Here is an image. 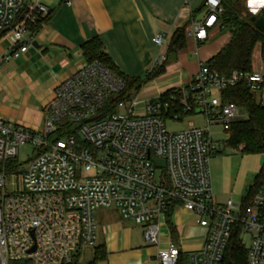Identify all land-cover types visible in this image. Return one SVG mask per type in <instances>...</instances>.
Instances as JSON below:
<instances>
[{
    "label": "built area",
    "instance_id": "1",
    "mask_svg": "<svg viewBox=\"0 0 264 264\" xmlns=\"http://www.w3.org/2000/svg\"><path fill=\"white\" fill-rule=\"evenodd\" d=\"M49 13L40 0H0V37L19 46L12 57L28 50ZM222 13L221 0H205L203 16L191 21L187 34L206 41ZM155 43L156 64L163 65L167 35L158 33ZM125 85L102 62L85 61L55 87L41 128L0 119V264H71L96 246V212L106 207H116L142 226L145 243L156 245V220L172 204L192 212L206 236L190 252L172 242L158 251V264H176L183 253L189 264H223L237 222L251 236L246 264H264V181L246 206L233 199L220 203L210 171L217 150L213 129L228 133L234 123L249 118L245 107L226 97V90L244 86L264 105V50L249 71L224 75L201 64L191 83L178 88L180 99L161 102L159 95L144 103L141 114L134 110L135 99L110 109ZM197 114L204 116L203 127L166 128L167 120ZM60 130L73 132L53 138ZM27 142L36 147V155L16 174L13 161Z\"/></svg>",
    "mask_w": 264,
    "mask_h": 264
},
{
    "label": "crops",
    "instance_id": "2",
    "mask_svg": "<svg viewBox=\"0 0 264 264\" xmlns=\"http://www.w3.org/2000/svg\"><path fill=\"white\" fill-rule=\"evenodd\" d=\"M40 1L52 11L50 20L26 52L18 58L11 56L0 68V119L32 129L43 126L44 107L53 98L55 87L86 61L82 45L89 39H101L116 68L129 78L143 81L136 96L146 103L166 90L190 84L200 65L207 64L231 38L230 32L220 35L223 30L215 25L206 41L197 42L187 34V28L203 16V9L181 7L180 0H171L175 8L168 6L170 0H166L165 8H157L154 0H143V5L141 0H85L83 4L78 0L71 6L62 0L57 8L59 0ZM184 26L185 46L169 54L164 70L147 80L149 73L160 70L155 36L167 35L168 53L174 32ZM257 45L255 61L262 49L260 43ZM11 48L8 39L0 37V62ZM171 217L175 233L164 214L156 220L158 244L148 245L142 226L129 219L110 220L105 215L101 227L97 224L96 244L106 249L103 264H158V251L172 242L184 251L188 249L186 252L200 248L206 229L197 217L182 205L174 207Z\"/></svg>",
    "mask_w": 264,
    "mask_h": 264
},
{
    "label": "trees",
    "instance_id": "3",
    "mask_svg": "<svg viewBox=\"0 0 264 264\" xmlns=\"http://www.w3.org/2000/svg\"><path fill=\"white\" fill-rule=\"evenodd\" d=\"M223 13L218 17V25L222 30L230 32L231 38L222 50L212 57L207 65L218 70L224 75H230L234 70L249 71L252 69L253 53L256 45L261 44L264 50V30H259L255 26V22L251 21L252 13L248 10L245 0H221ZM204 8V3L200 7ZM264 14V9L259 10L257 17ZM52 15V11L44 21L47 23ZM40 27L36 28L39 31ZM186 44V26L177 28L168 47V55L175 54ZM83 53L86 61L98 60L111 68L114 72L121 75L126 85L124 90L110 103V109L114 110L116 105L121 102L132 103L141 88L143 81L139 79L129 78L122 74L114 64L112 58L105 52L101 39L95 37L85 41L82 45ZM160 65L157 73H149L147 80H150L164 70V66ZM181 97V91L178 88H172L163 92L159 99L161 102H169L172 98L177 100ZM226 97L235 101L239 105L246 108L249 118L245 121L234 123L228 130L229 138L227 143L231 146L241 147L242 151L248 153H259L264 155V105L258 103L250 91L244 86H236L226 90ZM73 130L58 131L53 138L63 137ZM14 162V161H13ZM264 181V161L261 167L260 175L254 185L248 189L247 196L242 199V205L246 206L250 203L258 188ZM175 205L172 204L166 211L167 222L175 233L172 222V211ZM243 227L237 222L232 229L228 246L225 252L223 264H246L247 247L242 240ZM106 249L102 245H96L93 249L92 259L87 264H98L106 259ZM11 264H31L29 261H14ZM71 264H81L79 256ZM176 264H189L188 255L181 254Z\"/></svg>",
    "mask_w": 264,
    "mask_h": 264
},
{
    "label": "rangeland",
    "instance_id": "4",
    "mask_svg": "<svg viewBox=\"0 0 264 264\" xmlns=\"http://www.w3.org/2000/svg\"><path fill=\"white\" fill-rule=\"evenodd\" d=\"M75 1L72 0L71 5H76ZM83 4L85 0H79ZM205 0H180L179 5L185 8H200ZM62 0H59L55 8H57ZM166 0H154V4L157 8H165ZM175 2V0H173ZM171 0L168 2L170 8H175L176 4ZM248 10L252 14L259 12L258 7L261 6L259 3L253 2L250 4V0H245ZM144 1L141 0L143 5ZM70 5V6H71ZM48 6V5H47ZM66 6H69L66 4ZM49 7V6H48ZM253 9H256L254 12ZM228 31H220V35L226 34ZM218 36V35H217ZM158 48V46L156 47ZM159 49V48H158ZM258 45L255 47V53L258 55ZM167 64V63H165ZM139 95V93L137 94ZM134 110L137 114H141L144 111V102L139 100V97H135ZM205 125L204 116L201 114L188 115L181 121L167 120L166 128L170 132H179L187 130L192 127H203ZM214 138L217 141V150L211 156L210 159V171L213 184V191L217 196L220 203L226 202L227 199H233L235 202H242L244 192L254 185L260 175L261 167L264 161V155L259 153H248L242 151L241 147L231 146L227 143L229 135L221 128H214ZM36 147L27 142L20 149L17 158L14 160V164H17V168L14 171L16 174L23 172L28 166L30 160L36 155ZM157 178L161 174V169L157 170ZM16 178H11L10 181H14ZM110 217V220H127L125 219L116 207L100 208L96 212V220L98 228L101 227V222L104 216ZM242 240L245 246L248 248L251 240L249 233L242 232ZM188 249H186L187 251ZM93 255L92 249L83 250L79 257L81 264H87ZM103 264V261L98 262Z\"/></svg>",
    "mask_w": 264,
    "mask_h": 264
},
{
    "label": "water",
    "instance_id": "5",
    "mask_svg": "<svg viewBox=\"0 0 264 264\" xmlns=\"http://www.w3.org/2000/svg\"><path fill=\"white\" fill-rule=\"evenodd\" d=\"M251 21H254L255 22V26L259 29V30H264V14H260L259 17L256 16V14H253L252 17H251ZM35 43V42H34ZM18 45L17 46H14L12 47L8 52L7 54L5 55V58L0 62V68L7 62L8 59L11 58L13 52L15 50L18 49ZM160 163H163V161H161Z\"/></svg>",
    "mask_w": 264,
    "mask_h": 264
},
{
    "label": "clouds",
    "instance_id": "6",
    "mask_svg": "<svg viewBox=\"0 0 264 264\" xmlns=\"http://www.w3.org/2000/svg\"><path fill=\"white\" fill-rule=\"evenodd\" d=\"M253 2V0H250V4ZM255 2L259 3L261 6H264V0H255ZM253 11L255 12L256 9H253Z\"/></svg>",
    "mask_w": 264,
    "mask_h": 264
}]
</instances>
